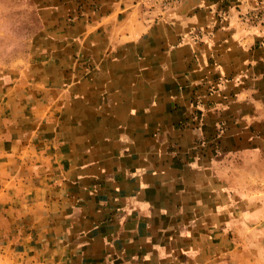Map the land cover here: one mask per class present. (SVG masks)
<instances>
[{
	"label": "crops",
	"instance_id": "crops-1",
	"mask_svg": "<svg viewBox=\"0 0 264 264\" xmlns=\"http://www.w3.org/2000/svg\"><path fill=\"white\" fill-rule=\"evenodd\" d=\"M132 1L0 0V264H205L263 199L264 0Z\"/></svg>",
	"mask_w": 264,
	"mask_h": 264
},
{
	"label": "rangeland",
	"instance_id": "rangeland-1",
	"mask_svg": "<svg viewBox=\"0 0 264 264\" xmlns=\"http://www.w3.org/2000/svg\"><path fill=\"white\" fill-rule=\"evenodd\" d=\"M137 15L152 19L165 14L157 8H148L142 0H133ZM252 7L246 14L250 20L260 18L262 11ZM154 12V13H152ZM252 17V18H251ZM263 199L253 204V212L236 218L228 232H220L214 239L218 244L215 256L205 264H264V193Z\"/></svg>",
	"mask_w": 264,
	"mask_h": 264
},
{
	"label": "built area",
	"instance_id": "built-area-1",
	"mask_svg": "<svg viewBox=\"0 0 264 264\" xmlns=\"http://www.w3.org/2000/svg\"><path fill=\"white\" fill-rule=\"evenodd\" d=\"M144 6L157 8L162 12L175 8L180 0H142Z\"/></svg>",
	"mask_w": 264,
	"mask_h": 264
},
{
	"label": "bare ground",
	"instance_id": "bare-ground-1",
	"mask_svg": "<svg viewBox=\"0 0 264 264\" xmlns=\"http://www.w3.org/2000/svg\"><path fill=\"white\" fill-rule=\"evenodd\" d=\"M178 8H179V7H178ZM178 8H177V9H178Z\"/></svg>",
	"mask_w": 264,
	"mask_h": 264
}]
</instances>
